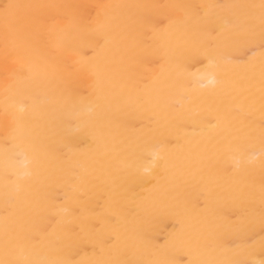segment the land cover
<instances>
[{"label": "bare ground", "instance_id": "obj_1", "mask_svg": "<svg viewBox=\"0 0 264 264\" xmlns=\"http://www.w3.org/2000/svg\"><path fill=\"white\" fill-rule=\"evenodd\" d=\"M0 264H264V0H0Z\"/></svg>", "mask_w": 264, "mask_h": 264}, {"label": "snow or ice", "instance_id": "obj_2", "mask_svg": "<svg viewBox=\"0 0 264 264\" xmlns=\"http://www.w3.org/2000/svg\"><path fill=\"white\" fill-rule=\"evenodd\" d=\"M14 7L13 5H6L5 10L7 11L8 8Z\"/></svg>", "mask_w": 264, "mask_h": 264}]
</instances>
